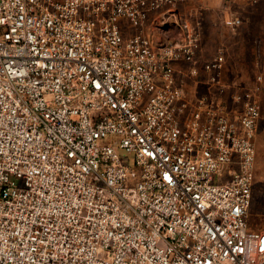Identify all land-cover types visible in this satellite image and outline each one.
Instances as JSON below:
<instances>
[{
    "label": "built area",
    "instance_id": "obj_1",
    "mask_svg": "<svg viewBox=\"0 0 264 264\" xmlns=\"http://www.w3.org/2000/svg\"><path fill=\"white\" fill-rule=\"evenodd\" d=\"M190 2L0 0V264H264L263 75Z\"/></svg>",
    "mask_w": 264,
    "mask_h": 264
},
{
    "label": "rangeland",
    "instance_id": "obj_2",
    "mask_svg": "<svg viewBox=\"0 0 264 264\" xmlns=\"http://www.w3.org/2000/svg\"><path fill=\"white\" fill-rule=\"evenodd\" d=\"M263 20L262 15L255 16L250 23H244L236 30L230 29L224 23L218 27L208 24L205 28L206 42L202 58H209L218 46L223 45L228 50L225 72L227 80L235 79L239 84L245 85L253 83L257 74H262L264 80ZM260 103L253 202L249 211L250 225L252 229L258 230L264 228V81Z\"/></svg>",
    "mask_w": 264,
    "mask_h": 264
},
{
    "label": "crops",
    "instance_id": "obj_3",
    "mask_svg": "<svg viewBox=\"0 0 264 264\" xmlns=\"http://www.w3.org/2000/svg\"><path fill=\"white\" fill-rule=\"evenodd\" d=\"M196 6L203 10L202 20L205 28L208 27L210 23L217 27L220 24H225V19L230 16L240 17L242 19V24L250 23L251 20L258 15L264 17V0H191L189 7ZM263 23L264 20L262 21V24ZM229 28L232 30L237 29ZM258 53H260V51H258Z\"/></svg>",
    "mask_w": 264,
    "mask_h": 264
}]
</instances>
